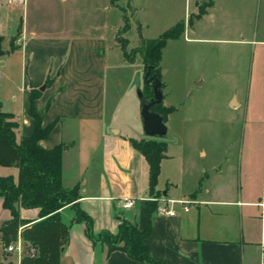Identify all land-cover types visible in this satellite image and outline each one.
<instances>
[{"label": "crops", "instance_id": "crops-1", "mask_svg": "<svg viewBox=\"0 0 264 264\" xmlns=\"http://www.w3.org/2000/svg\"><path fill=\"white\" fill-rule=\"evenodd\" d=\"M91 1L108 3L109 8L116 9L111 0ZM131 1L126 0V6L133 15L137 8ZM191 2L192 11L186 4L183 17L174 20V24L183 23L178 38L215 42L224 46L215 49L221 54L232 46L237 59L241 57L235 68L242 72L241 78L235 76L234 83L242 87L247 80L244 92L239 95L235 90L228 100L233 108L244 103V118L249 122L241 130L235 150L224 161L207 160L208 149L203 146L195 149L199 160H194L191 152L173 157L167 153L166 144L154 187L159 194H148L147 163L129 142V138L148 137L142 130L139 101L134 93L143 80V66L137 53L132 61L123 57L115 40V32L122 24L106 36L92 29L36 35L22 20L19 33L0 42V110L18 121L16 139L28 135L29 89H40L34 105L43 109L41 124L54 120V125L38 145L44 149L63 146L61 186H77L76 206L90 218L94 235L101 231L115 233L122 220L142 230L147 198L156 205L160 197L180 198L191 201L186 211L174 204L173 216L159 215L155 210L151 214L144 244L153 259L169 264H264V224L256 205L264 197V108L260 132L263 144L255 147L252 66L245 77L247 51H252L250 63L264 55V0ZM135 22L141 37L152 39L143 34L139 21ZM133 24L121 35L125 50L138 47V36L134 46L127 37ZM126 107L130 110L128 117ZM16 171L15 166L0 165V175L15 177ZM124 198L132 199L133 204L122 207ZM73 215L74 208L69 205L59 209L60 221L67 226V238L60 248L58 264H146L118 249L106 253L104 245L86 236L83 223L71 221ZM19 216L33 220L37 209L21 208ZM8 217L0 198V222ZM20 258H14L16 264ZM0 262L4 264L1 259Z\"/></svg>", "mask_w": 264, "mask_h": 264}, {"label": "rangeland", "instance_id": "rangeland-1", "mask_svg": "<svg viewBox=\"0 0 264 264\" xmlns=\"http://www.w3.org/2000/svg\"><path fill=\"white\" fill-rule=\"evenodd\" d=\"M191 1L133 0L130 4L137 10L131 15L126 0H112L116 9L109 8L108 3L91 0H25L20 4H7L5 0H0V38L7 40L13 34L16 36L22 20L24 26L36 35L56 34L72 29H92L106 36L115 32L122 24V13L117 8L119 7L128 18L129 24L134 22V29L127 35L130 45L134 46L137 36L136 20L143 27V34L147 38L156 37L172 26L179 16L183 17L184 5L188 4L189 11H192ZM119 30L115 32L118 46L121 39ZM4 46H7V43ZM222 47L224 46L215 42H188L180 37L175 41H167L162 50L159 62L163 96L161 104L174 107L164 118L167 130L163 139L167 144V153L173 157L178 158L181 152H191L193 159L199 160L195 149L203 146L208 149L207 160L224 161L225 157L235 150L241 130L245 123L249 122L244 118V103L233 108L228 100L231 92L236 90L241 95V91L246 89V78L242 87L234 83L235 76L241 78L242 75V72H237L235 68L241 57L237 59L232 46L224 48L222 54L217 53L215 49ZM245 59V77L252 66L251 75L255 80L256 122L253 126V143L255 147H259L263 144L260 132L261 113L264 108V55L250 63L252 51L248 50ZM239 80L241 83V79ZM137 89L148 99V88L144 87L142 82L135 88V94ZM119 91L121 92V88ZM125 110L126 116H130L128 107ZM17 240L21 244V256L28 252L20 238L9 242L5 247L0 244V259L4 264H16V253L6 251L5 248L15 244Z\"/></svg>", "mask_w": 264, "mask_h": 264}, {"label": "trees", "instance_id": "trees-1", "mask_svg": "<svg viewBox=\"0 0 264 264\" xmlns=\"http://www.w3.org/2000/svg\"><path fill=\"white\" fill-rule=\"evenodd\" d=\"M110 4L116 7L112 2ZM117 8L122 13V26L118 32L121 36L128 30L129 21L123 10ZM182 31L183 23L180 21L155 38L143 39L137 26L138 47L128 52L125 50V40L120 37L119 47L123 57L132 61L134 54L137 53L141 58L142 83L148 88V99L151 98L152 92L150 80L147 79L154 77L159 82L161 91L159 65L161 52L167 41L177 39ZM12 42L13 40L10 41L11 50L14 48ZM45 82L47 83V80ZM39 93L40 89H29L26 113L31 118V132L28 135L16 139L15 130L18 121L12 114L0 110V165L15 166L17 170L15 177L10 174L0 175L1 205L9 213V217L0 225L2 247L20 238L27 249L32 248L33 255H29L28 252L23 254L19 264H58L60 248L67 238V226L60 221L59 209L69 205L74 208L71 221L83 223L86 236L93 243L104 245L106 253L118 249L142 263L169 264L162 259H153L144 244L150 231L151 214L156 207L154 200L147 199L144 202L145 226L142 230H139L134 223L122 220L115 233L108 231H101L95 235L92 233L90 218L76 206L79 197L77 186L68 189L61 186L60 157L63 146L58 144L44 149L38 145V141L46 137L54 125V120L46 125L41 124L43 109L40 110L34 105ZM143 97L148 100L145 95ZM173 109V106H164L161 102L151 107L152 111L162 116L163 122L166 114ZM129 142L147 163L148 194L158 195L159 192L154 187L159 172V162L165 156L166 142L163 137L156 136L129 138ZM21 208L37 209V217L33 220L21 218L19 216Z\"/></svg>", "mask_w": 264, "mask_h": 264}, {"label": "water", "instance_id": "water-1", "mask_svg": "<svg viewBox=\"0 0 264 264\" xmlns=\"http://www.w3.org/2000/svg\"><path fill=\"white\" fill-rule=\"evenodd\" d=\"M151 83V98L145 100L139 89L136 96L139 101V114L142 122V130L148 137H162L166 133V126L162 120V116L151 110L154 104L162 101V93L159 90V82L154 77L147 79Z\"/></svg>", "mask_w": 264, "mask_h": 264}, {"label": "built area", "instance_id": "built-area-1", "mask_svg": "<svg viewBox=\"0 0 264 264\" xmlns=\"http://www.w3.org/2000/svg\"><path fill=\"white\" fill-rule=\"evenodd\" d=\"M7 4H14V3H24L25 0H5ZM149 199V198H147ZM159 202H157V205L155 207V212L159 215H165V216H173L175 215V210L173 209L174 204H180L183 210H187V204L191 201L184 200V199H165L160 197ZM133 204V200L129 198L122 199V207H129ZM257 207L260 209V220L264 224V197L256 203ZM6 251H13L17 254L18 257L21 256V244L19 240L13 245H8L6 248ZM28 254L33 255L32 248L28 249Z\"/></svg>", "mask_w": 264, "mask_h": 264}]
</instances>
